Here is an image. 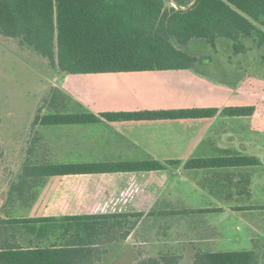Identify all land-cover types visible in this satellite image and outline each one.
I'll use <instances>...</instances> for the list:
<instances>
[{"label": "crops", "instance_id": "0c3cea01", "mask_svg": "<svg viewBox=\"0 0 264 264\" xmlns=\"http://www.w3.org/2000/svg\"><path fill=\"white\" fill-rule=\"evenodd\" d=\"M246 59L243 56L240 60L244 63ZM233 60L203 57L195 71L59 75L57 90L68 103L67 109L59 106L62 112L85 109L101 116L217 109L218 114L210 119H102L96 125L67 126L96 131L90 133L88 145H71L70 155L63 159L82 161L75 163L154 160L177 164L157 173L55 177L59 184L52 187V208L56 210L42 217L127 215L128 238L116 245L127 247L138 258L244 252L264 255V93L258 89L264 78L246 71L236 83L220 81L217 72L230 75ZM219 63L223 66L217 67ZM229 108H253V113L233 117L224 113ZM40 127L44 126L35 127L36 136ZM42 137H36V142ZM231 157L254 158L257 164L186 167L191 160ZM136 214L142 217L137 219Z\"/></svg>", "mask_w": 264, "mask_h": 264}, {"label": "trees", "instance_id": "16d2710c", "mask_svg": "<svg viewBox=\"0 0 264 264\" xmlns=\"http://www.w3.org/2000/svg\"><path fill=\"white\" fill-rule=\"evenodd\" d=\"M177 6V7H176ZM0 35L17 40L49 60L60 75L155 71H195L203 57L197 42L218 53L228 40L235 55L264 45V0H0ZM223 52V51H222ZM48 99L51 111H38L32 128L182 119H210L217 109L103 113L62 112L58 90ZM225 114L249 116L253 108H229ZM169 161L40 164L24 166L12 194L25 197L46 179L101 174L157 173ZM256 159L231 157L191 160L187 168L242 167ZM35 185V186H34ZM127 215L82 214L66 217L0 219V264H98L107 249L126 241ZM141 218V214L134 215ZM132 228V227H131ZM106 251V252H105ZM254 252L198 255L192 264H261ZM182 257L142 259L139 264H180Z\"/></svg>", "mask_w": 264, "mask_h": 264}, {"label": "rangeland", "instance_id": "374dc122", "mask_svg": "<svg viewBox=\"0 0 264 264\" xmlns=\"http://www.w3.org/2000/svg\"><path fill=\"white\" fill-rule=\"evenodd\" d=\"M197 43L196 54L234 59L230 65L233 69L230 75L217 72L216 77L220 81L236 83L246 71L252 76L264 78V45L259 47L248 43L251 51L245 56L234 55L229 41L225 39L219 41V48L222 50L218 53L211 50L205 42ZM243 56L247 58L244 63L240 60ZM216 66L223 65L219 63ZM59 75L48 59L32 49L21 47L17 40L0 35V219L39 218L53 213L56 209L52 208L55 201L52 187L53 184H59L55 182V178L34 187L25 197L13 195L12 186L18 183L29 159L40 164L82 162L75 159L66 160L63 157L70 155L68 152L71 145H88L90 133L96 131V128L86 130L67 126L40 127L37 130L39 135L36 136L32 123L40 109H43V115L53 112L45 106L46 101L54 96L58 83H61ZM258 89L264 93V84ZM64 99L67 102V99ZM40 133L45 138L42 137L44 139L37 143L36 137H41ZM117 246L115 244L109 247L98 264H139L144 258L156 259L138 258V255L127 247ZM182 250L180 247L178 251ZM194 258L182 256L183 261L180 264H192ZM261 264H264V257H261Z\"/></svg>", "mask_w": 264, "mask_h": 264}, {"label": "water", "instance_id": "95a60500", "mask_svg": "<svg viewBox=\"0 0 264 264\" xmlns=\"http://www.w3.org/2000/svg\"><path fill=\"white\" fill-rule=\"evenodd\" d=\"M177 7V6H176Z\"/></svg>", "mask_w": 264, "mask_h": 264}]
</instances>
